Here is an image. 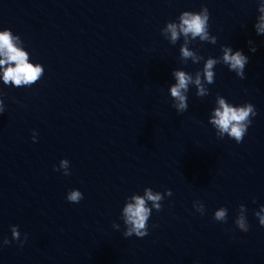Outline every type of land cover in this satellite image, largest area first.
<instances>
[{
    "label": "water",
    "instance_id": "95a60500",
    "mask_svg": "<svg viewBox=\"0 0 264 264\" xmlns=\"http://www.w3.org/2000/svg\"><path fill=\"white\" fill-rule=\"evenodd\" d=\"M259 4L264 0H0V32L10 31L14 46L42 68L31 86L17 87L4 83L9 65L0 66V264H264L256 216L264 206ZM204 6L215 44L166 38L167 22ZM183 46L203 59L183 58ZM222 46L249 57L245 78L219 63L214 83H204L209 94L197 96L190 83L188 109L177 112L174 71L195 80L208 58L222 57ZM218 95L255 106L242 143L220 137L209 122ZM149 187L165 193L163 208L153 209L147 236L125 237L122 209ZM74 189L83 193L79 203L66 198ZM222 207L226 223L214 220ZM239 216L248 232L236 226Z\"/></svg>",
    "mask_w": 264,
    "mask_h": 264
},
{
    "label": "clouds",
    "instance_id": "9594fccd",
    "mask_svg": "<svg viewBox=\"0 0 264 264\" xmlns=\"http://www.w3.org/2000/svg\"><path fill=\"white\" fill-rule=\"evenodd\" d=\"M259 11L264 13V4H259ZM209 9L204 6L199 12L184 11L178 17V22L169 21L166 27L162 29L163 34L175 44L181 35L186 39L191 36L193 40L199 37L200 41H210L212 44L217 42V37L209 35ZM255 29L258 35H264V14L259 17V23L255 25ZM250 51L255 53L257 48L254 41L249 40ZM223 55L220 59L208 58L204 64L202 70L197 71L196 78L193 80L191 75L186 74L185 71H174L176 83L170 89V95L173 99V107L179 113H183L188 109L185 93L188 91L190 83H194L197 86L196 95L203 97L209 94L204 83H214V66L219 63H223L229 67L230 71L236 73L241 79L245 78V68L249 63V57L246 56L242 50H236L233 52L232 47L222 46ZM182 57L192 58L194 63H199L203 59L202 56H197L194 52L190 51L187 46L181 47ZM0 56L4 59H0V66L8 64L5 68L3 80L5 84H13L17 87L22 85L31 86L36 82L42 74V68L39 64L33 66L28 62V55L25 51L18 49L14 46L13 37L11 32L5 30L0 32ZM12 62L15 63V67H12ZM203 77V82H202ZM217 106L212 113V118L209 121L213 127L217 130L220 137L225 134L229 138L234 139L237 143H242L244 136L246 135L249 126L252 124V118L257 115L255 106L251 103H246L239 106H233V104L226 102L223 96H217ZM5 108L3 107V101L0 100V113H3ZM69 161L63 159L60 161V167L67 169ZM55 170L59 171V168ZM64 175H71V172L65 171ZM167 196L172 195L171 189L166 191ZM67 200L73 203H79L83 198V193L74 189L68 192ZM165 199V193L154 191L152 188H145L144 195H134L131 200L127 202L122 209L121 216L126 226V231L123 233L125 237H131L133 235L143 238L149 234L148 221L152 215L153 209L157 212L163 208L162 201ZM149 204L151 206H149ZM194 208L202 215L204 212V204L196 201L194 202ZM246 209L241 205V211ZM264 206L261 207L260 212L256 213L259 217L260 224L264 226ZM215 221H222L224 223L228 220V214L226 208H220L214 213ZM236 226L242 232L249 231V223L244 216H239L236 221ZM114 228H119V225L114 224ZM13 239L19 240L20 233L15 227L12 228ZM26 239V237H25ZM5 243H8L6 240ZM21 242V246H23Z\"/></svg>",
    "mask_w": 264,
    "mask_h": 264
}]
</instances>
